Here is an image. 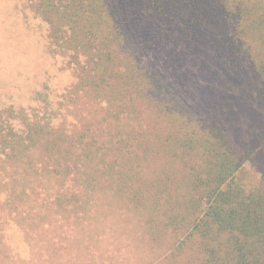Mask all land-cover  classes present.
Masks as SVG:
<instances>
[{"label": "trees", "instance_id": "trees-1", "mask_svg": "<svg viewBox=\"0 0 264 264\" xmlns=\"http://www.w3.org/2000/svg\"><path fill=\"white\" fill-rule=\"evenodd\" d=\"M28 1L80 88L117 111L116 134L122 113L142 119L118 150L154 157L161 176L123 167L117 194L180 234L177 254L196 264H264V0ZM56 128L0 108L13 157L38 148L67 163L76 153Z\"/></svg>", "mask_w": 264, "mask_h": 264}, {"label": "rangeland", "instance_id": "rangeland-1", "mask_svg": "<svg viewBox=\"0 0 264 264\" xmlns=\"http://www.w3.org/2000/svg\"><path fill=\"white\" fill-rule=\"evenodd\" d=\"M48 34L28 0H0V108L30 119L50 115L55 136L63 134L61 142L76 153L67 163L38 148L16 158L0 142V264H196L192 249L177 254L180 234L160 222L151 226L147 214L117 194L123 167L144 180L161 176L154 157L134 163L136 151L118 150L142 119L122 113L126 129L117 135V111L80 88ZM172 195L181 201L178 187Z\"/></svg>", "mask_w": 264, "mask_h": 264}]
</instances>
